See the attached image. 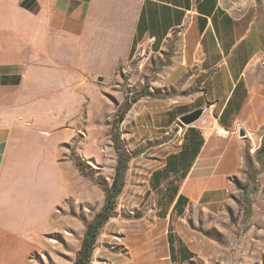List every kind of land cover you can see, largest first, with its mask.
Listing matches in <instances>:
<instances>
[{"label":"crops","instance_id":"0c3cea01","mask_svg":"<svg viewBox=\"0 0 264 264\" xmlns=\"http://www.w3.org/2000/svg\"><path fill=\"white\" fill-rule=\"evenodd\" d=\"M253 54L249 32L238 30L225 0H0V98L33 114L39 125L47 108L73 113L83 99L85 76L110 79L121 64L138 59L130 78L146 79L148 91L161 99L174 92L188 99L167 110L168 120L210 107L217 108L219 129L228 128L248 97L245 75ZM7 116L2 112L0 119V264H26L28 245L36 244L34 237L28 241L27 229L62 226L67 217L51 215L62 192L42 190V183L29 179L49 170L52 141L46 131ZM202 117L196 122L207 123ZM196 122L185 127L179 149L149 177L146 191H159L160 206L165 201L173 214L177 195L187 198L184 212L188 196L196 201L201 189L221 184L225 175L221 160L210 175L196 172L198 161H211L213 146L223 147L226 139L205 135L209 127L203 133ZM168 231L170 261L190 260V240L174 236L172 227L169 241ZM150 245L155 260L148 264H159Z\"/></svg>","mask_w":264,"mask_h":264},{"label":"rangeland","instance_id":"374dc122","mask_svg":"<svg viewBox=\"0 0 264 264\" xmlns=\"http://www.w3.org/2000/svg\"><path fill=\"white\" fill-rule=\"evenodd\" d=\"M225 5L238 30L249 32L253 45L245 75L249 94L228 128L216 125L217 108L209 107L203 114L207 123H195L203 133L209 127L205 135L226 137L223 147L213 146L211 161H198L196 172L210 175L221 160L219 171L225 175L221 184L201 189L196 201L188 196L181 215L168 212L165 201L160 206L159 191L147 197L145 192L151 173L179 149L185 131L178 118L167 119V110L188 99L178 92L161 99L148 91L146 79L142 83L139 76L130 78L132 66L138 72V59L134 65L121 64L110 79L85 76L83 99L73 113L61 115L47 108L40 117L42 125L33 114L16 109L13 101L3 105L0 98V119L6 112L16 123L46 131L43 134L52 141L49 170L35 171L29 179L53 194L60 190L52 219L67 217L62 226L27 229L28 241L34 237L36 244L29 243L26 264H73L124 153V184L99 229L88 264H148L155 260L150 244L159 264H264V0H225ZM21 70L26 76V66ZM147 93L150 98H145ZM172 227L174 236H184L194 246L190 260L168 258L166 234Z\"/></svg>","mask_w":264,"mask_h":264},{"label":"trees","instance_id":"16d2710c","mask_svg":"<svg viewBox=\"0 0 264 264\" xmlns=\"http://www.w3.org/2000/svg\"><path fill=\"white\" fill-rule=\"evenodd\" d=\"M196 151L197 149L195 148L194 152ZM127 160H128V155H126L125 153L121 155V157H119L112 183L109 187L105 188L104 203L100 208V210L95 215V217L93 218V220L86 226L80 248L77 252L73 264L89 263L99 229L109 218L111 212L115 207L116 198L123 187ZM173 191L176 192V188ZM148 194L149 192L146 191L145 197H147ZM173 198L174 196L171 195L169 197V200H172ZM186 201L187 198L184 195L182 194L177 195L174 203V208L176 209L177 214L183 213L182 206L185 205ZM170 230L168 231L169 241H171L172 239V233L170 232ZM170 251L172 253V246H170ZM189 256H191V253L188 255V257ZM171 258L173 259L172 254H171Z\"/></svg>","mask_w":264,"mask_h":264},{"label":"water","instance_id":"95a60500","mask_svg":"<svg viewBox=\"0 0 264 264\" xmlns=\"http://www.w3.org/2000/svg\"><path fill=\"white\" fill-rule=\"evenodd\" d=\"M205 112V107H198L193 109L190 112H187L185 114H182L178 117L179 122L182 125L188 126L196 122ZM240 135H244L243 129L239 130Z\"/></svg>","mask_w":264,"mask_h":264}]
</instances>
